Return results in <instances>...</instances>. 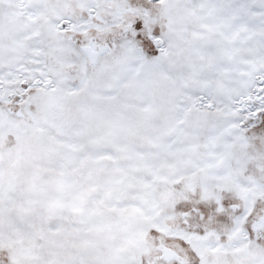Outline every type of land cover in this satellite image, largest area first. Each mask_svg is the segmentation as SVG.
<instances>
[{
	"label": "snow or ice",
	"instance_id": "obj_1",
	"mask_svg": "<svg viewBox=\"0 0 264 264\" xmlns=\"http://www.w3.org/2000/svg\"><path fill=\"white\" fill-rule=\"evenodd\" d=\"M0 264H264V0H0Z\"/></svg>",
	"mask_w": 264,
	"mask_h": 264
}]
</instances>
